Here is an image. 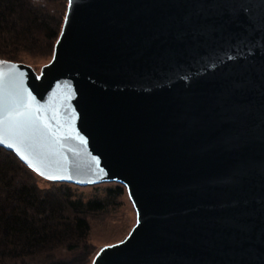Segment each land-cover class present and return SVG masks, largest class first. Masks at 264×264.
Masks as SVG:
<instances>
[{"label":"water","instance_id":"95a60500","mask_svg":"<svg viewBox=\"0 0 264 264\" xmlns=\"http://www.w3.org/2000/svg\"><path fill=\"white\" fill-rule=\"evenodd\" d=\"M66 1L39 72L0 58L6 107L31 93L60 139L0 147L125 188L135 224L91 264H264V0Z\"/></svg>","mask_w":264,"mask_h":264},{"label":"trees","instance_id":"16d2710c","mask_svg":"<svg viewBox=\"0 0 264 264\" xmlns=\"http://www.w3.org/2000/svg\"><path fill=\"white\" fill-rule=\"evenodd\" d=\"M56 1L63 0H0V58L52 57L67 7L66 0L63 10L54 7ZM36 176L0 147V264H90L88 216L115 204L125 188L116 184L104 198L84 199L68 183L40 188ZM60 250L78 253L59 258Z\"/></svg>","mask_w":264,"mask_h":264},{"label":"rangeland","instance_id":"374dc122","mask_svg":"<svg viewBox=\"0 0 264 264\" xmlns=\"http://www.w3.org/2000/svg\"><path fill=\"white\" fill-rule=\"evenodd\" d=\"M64 1L65 0H63L62 3L56 1L54 7L63 10ZM19 56L22 57L23 63H32L29 65H31L36 72H39L40 68L51 59L49 56L34 55L27 52H22ZM35 181L40 188H50L53 184H57V182H51L40 176H36ZM116 184L115 182H104L87 186L69 185L74 189L77 195L82 196L84 199H88L95 196L104 198L105 188ZM135 220V212L126 191L116 199L115 204L109 205L105 211L90 214L88 216L90 229L86 238V242L90 247L89 257L93 260L94 256L102 247L123 240L135 224ZM77 253L78 251L76 250H60L58 257L70 258Z\"/></svg>","mask_w":264,"mask_h":264},{"label":"snow or ice","instance_id":"6c2138e0","mask_svg":"<svg viewBox=\"0 0 264 264\" xmlns=\"http://www.w3.org/2000/svg\"><path fill=\"white\" fill-rule=\"evenodd\" d=\"M201 2L204 3L207 0H201ZM71 3L72 0H69V4ZM67 19L68 17L65 16L66 21ZM186 22L193 23V17L191 15L186 17ZM4 63L6 62L0 61V65ZM11 67L14 68L15 65H11ZM237 87H240V85H237ZM34 103H36V98L31 93H28L27 98H25L21 92L16 91L10 97V103L6 107L4 73L0 71V143H5L7 138L30 149L31 145L27 143L28 136L25 135L26 130L31 134H39L49 139L53 144L59 141L60 137L57 135L56 129L52 127L47 119L41 117L40 108L36 107L33 110ZM81 142H83L82 138ZM29 166H32L31 162H29ZM40 174L44 175L45 173L41 172ZM48 178L53 179L52 176H48Z\"/></svg>","mask_w":264,"mask_h":264}]
</instances>
